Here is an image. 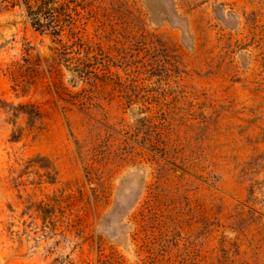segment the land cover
Returning <instances> with one entry per match:
<instances>
[{"label": "rangeland", "instance_id": "1", "mask_svg": "<svg viewBox=\"0 0 264 264\" xmlns=\"http://www.w3.org/2000/svg\"><path fill=\"white\" fill-rule=\"evenodd\" d=\"M28 1L0 0V264H264V0H47L59 37Z\"/></svg>", "mask_w": 264, "mask_h": 264}, {"label": "trees", "instance_id": "2", "mask_svg": "<svg viewBox=\"0 0 264 264\" xmlns=\"http://www.w3.org/2000/svg\"><path fill=\"white\" fill-rule=\"evenodd\" d=\"M40 2L41 3L37 9H34V5H32V0H29L27 2L28 15L31 18L33 26L39 30L50 31L52 35L59 37L63 31L64 22H66L64 21V19H62L63 14L58 11L61 8L48 6L47 0H40ZM58 42L61 44V51H59V55L61 56V58H66L65 60L68 61L67 55L69 52L67 51V45L62 44L61 39H58ZM84 69L85 67H80L79 65H77L75 68V70L79 72V76L83 78H85V75L83 74L86 73ZM27 113L31 121H33V119H36V117L40 116L39 111L34 107H32V109L29 110Z\"/></svg>", "mask_w": 264, "mask_h": 264}]
</instances>
